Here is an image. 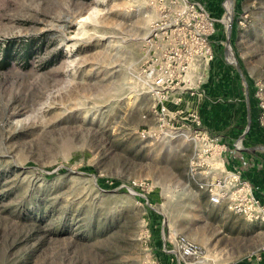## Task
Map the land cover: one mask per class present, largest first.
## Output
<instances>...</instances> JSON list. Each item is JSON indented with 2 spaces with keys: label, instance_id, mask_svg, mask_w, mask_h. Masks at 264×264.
I'll use <instances>...</instances> for the list:
<instances>
[{
  "label": "rangeland",
  "instance_id": "374dc122",
  "mask_svg": "<svg viewBox=\"0 0 264 264\" xmlns=\"http://www.w3.org/2000/svg\"><path fill=\"white\" fill-rule=\"evenodd\" d=\"M6 45L19 56L4 68L0 50V264H179L184 237L206 252L193 264L257 253L254 223L210 209L191 177L204 127L163 64L213 49L202 78L239 80L262 117L264 0H0Z\"/></svg>",
  "mask_w": 264,
  "mask_h": 264
},
{
  "label": "crops",
  "instance_id": "0c3cea01",
  "mask_svg": "<svg viewBox=\"0 0 264 264\" xmlns=\"http://www.w3.org/2000/svg\"><path fill=\"white\" fill-rule=\"evenodd\" d=\"M204 71L202 67L195 65L189 72L187 79L184 81L185 83L181 86L183 88L179 89L180 91L176 92L172 98L182 103L177 108L181 114H188L193 120L198 118L200 125L203 123L204 128L202 130L204 132L210 136H223L226 141L233 144V147L224 153L223 162L220 160L213 161L212 164L215 167H205V171L199 175L198 179L208 178L214 180L227 171L240 168L243 180L250 183L255 196L264 207V146L259 144L261 141H258V139L262 140V138L259 135H255V133L253 134V138L256 139L254 142H250L251 135L247 136L244 141L252 120L250 95L248 92L242 93L239 80L221 78L224 73L222 70H212L211 75H213L211 77L203 78L202 82H198L201 75L207 74ZM217 74L218 77L214 78ZM202 84H204L203 88L201 87ZM193 85H198L199 89L193 91L191 88ZM208 102L213 104L219 102L221 104L217 106L212 104L210 106ZM179 108L183 109L180 110ZM181 114H178L180 119H188L186 116L183 118ZM242 118H247L248 126L244 134L239 136L238 125ZM217 167L220 169L217 170ZM208 205L210 209L216 212L219 210L221 212L226 207L224 205H212L209 202V198ZM250 231L254 244L260 246L256 250L257 253H253L254 255L246 260H229L226 263L223 261V264H264V224L254 223ZM211 260L214 262V259ZM171 262V260H168V264ZM217 263L218 260L214 262V264Z\"/></svg>",
  "mask_w": 264,
  "mask_h": 264
},
{
  "label": "built area",
  "instance_id": "2783aa9c",
  "mask_svg": "<svg viewBox=\"0 0 264 264\" xmlns=\"http://www.w3.org/2000/svg\"><path fill=\"white\" fill-rule=\"evenodd\" d=\"M209 26L213 28L212 23ZM193 51V49H178L177 52L180 53L179 57H175L174 60L172 58V60L170 59L163 64V68L168 70L171 76L175 75L173 79L176 81V86L180 83H185L184 81L195 65L202 67L205 70L204 73L208 72V69L203 64L207 65L213 60V49H198L195 55ZM202 76H205V74L200 76L198 82L203 81ZM156 92L157 94H162L161 90H156ZM169 95L172 96L169 93L163 95L162 99L169 97ZM160 113L164 118H168L170 122H175L178 117V113L170 112L165 105L161 107ZM194 120V122H197V125H200L198 118ZM261 124L264 126V111L261 117ZM191 139L195 143L197 155L191 162V177L196 180L205 171V167H215L212 164L213 161L220 160L223 162V155L227 152V146L201 129L195 130L191 135ZM216 169L219 170L220 168L217 167ZM198 186L200 190L208 195L209 202L212 205H225L229 211L235 215L242 216L250 223L264 224V207L255 196L250 183L243 180L240 170L227 171L221 177L214 180L203 178ZM171 253L179 264L202 263L204 259L206 260L205 250L186 237L176 239Z\"/></svg>",
  "mask_w": 264,
  "mask_h": 264
},
{
  "label": "trees",
  "instance_id": "16d2710c",
  "mask_svg": "<svg viewBox=\"0 0 264 264\" xmlns=\"http://www.w3.org/2000/svg\"><path fill=\"white\" fill-rule=\"evenodd\" d=\"M12 47H13L12 45L0 46V50L2 51V57H1L2 63L1 64H3L4 68L10 67L12 64V61L14 59H16L17 56H19V55H15V52H14ZM215 51H216L218 56L224 53V49H215ZM32 52L33 51L30 48V46H25L24 49H22L20 57L25 59L26 62H28L29 58L32 56ZM250 105H251L252 123H251L249 131L246 133V135L244 137V141L247 138V136L251 135L252 138L250 139V142H254L256 139L253 138V134L256 133L255 135H259L262 138V140L258 139V141H261V142H259V144H262L264 146V127L260 123L261 111L257 112L254 109V107H253L254 105H253L252 100H250ZM247 126H248V123L246 121V118H242L240 124L238 125L239 136L244 134ZM211 137L217 138L220 141H222L224 144H226V146L228 147L227 152L230 149H232L233 144L226 141V139H224L223 136L211 135ZM234 170H240L241 171L240 168H236Z\"/></svg>",
  "mask_w": 264,
  "mask_h": 264
}]
</instances>
